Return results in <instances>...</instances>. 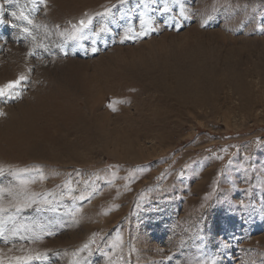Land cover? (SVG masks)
<instances>
[{
  "label": "rangeland",
  "instance_id": "1",
  "mask_svg": "<svg viewBox=\"0 0 264 264\" xmlns=\"http://www.w3.org/2000/svg\"><path fill=\"white\" fill-rule=\"evenodd\" d=\"M0 5V259L264 264V0Z\"/></svg>",
  "mask_w": 264,
  "mask_h": 264
},
{
  "label": "snow or ice",
  "instance_id": "2",
  "mask_svg": "<svg viewBox=\"0 0 264 264\" xmlns=\"http://www.w3.org/2000/svg\"><path fill=\"white\" fill-rule=\"evenodd\" d=\"M41 3H45V0H41ZM0 8H2V5H0ZM107 11L108 10L105 9V12H107ZM161 11L162 12H168L169 9L167 7H164L163 9H161ZM12 16L16 17L17 13L13 12ZM180 16H182V17L185 16V11L183 10V8H181ZM17 18L26 20L28 24L32 23V20L29 19V17L23 11H20L19 16ZM91 20H92L91 17H88L87 22L85 20H83V19L80 20L78 22L79 27H77V25H72L73 31L70 33L71 37L73 39H76L78 33L82 34L83 29L86 28L88 26V24L91 23ZM145 24H149L150 25L151 22L150 21H146L144 19H141L142 29H143V26ZM257 27L260 28L261 30H264V26L258 25ZM149 30H154V29L149 28L147 30H141L140 32L137 33V32H135V30L133 28L129 27L128 29L125 30V34L121 38V43H123L124 40L135 39L136 36L145 37V36L148 35ZM23 31L27 32L28 29L24 28ZM100 31L101 32L107 31V29L106 28H101ZM93 35L94 36L98 35V33H93ZM80 38H83L82 35L80 36ZM93 42H95V41H93ZM92 51L96 52L97 49L96 48H92ZM26 79L27 78L24 75H20V76L17 77V79L10 80L7 83H5L4 85H0V97L6 96V95L7 96H12L14 94L13 90L16 89L19 85H21V83L23 81H25ZM109 107H111V105H109ZM2 171H3V169H0V172H2ZM21 183L23 184V183H26V182L25 181H21ZM4 191H5L4 189L0 188V193H2ZM80 199H84V197L81 196ZM24 206L28 207V206H30V204L25 203ZM18 210H19V208H18ZM0 211H3L2 207H0ZM0 235H3V229L2 228H0ZM84 248H88V245L85 244ZM42 258H46V257H42L40 254H37L35 256H32V255L13 256V257L7 258V260L0 259V264H28V262L32 261L33 259L40 260ZM202 264H203V262H202ZM208 264H216V261L213 259V260L209 261Z\"/></svg>",
  "mask_w": 264,
  "mask_h": 264
},
{
  "label": "bare ground",
  "instance_id": "3",
  "mask_svg": "<svg viewBox=\"0 0 264 264\" xmlns=\"http://www.w3.org/2000/svg\"><path fill=\"white\" fill-rule=\"evenodd\" d=\"M245 63V62H244ZM197 74H199V73H197ZM177 81V80H176ZM204 82V81H203ZM173 87V86H172ZM206 88V87H205ZM178 90V89H177ZM200 90V89H199Z\"/></svg>",
  "mask_w": 264,
  "mask_h": 264
}]
</instances>
